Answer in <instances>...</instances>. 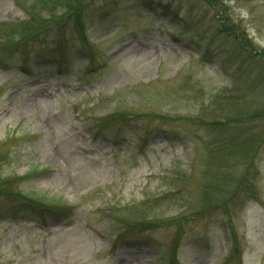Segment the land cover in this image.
Wrapping results in <instances>:
<instances>
[{
  "label": "rangeland",
  "instance_id": "1",
  "mask_svg": "<svg viewBox=\"0 0 264 264\" xmlns=\"http://www.w3.org/2000/svg\"><path fill=\"white\" fill-rule=\"evenodd\" d=\"M39 1L0 0V37ZM88 1L92 59L0 45V179L73 207L41 230L0 197V264H264V0Z\"/></svg>",
  "mask_w": 264,
  "mask_h": 264
},
{
  "label": "trees",
  "instance_id": "2",
  "mask_svg": "<svg viewBox=\"0 0 264 264\" xmlns=\"http://www.w3.org/2000/svg\"><path fill=\"white\" fill-rule=\"evenodd\" d=\"M201 1L208 2L212 6H219V2H221L220 0ZM216 1H218V3ZM34 4L37 5L26 7L29 13V20L10 27V31L6 33V35H2L4 37H0V45L6 49H18L19 47V49L26 50L27 53L22 52V54H18L22 64H26L27 61L34 59H49V56L50 58L55 57L60 62H66L67 59L65 55L76 50L79 51V49L83 50L80 48L81 45L85 47V53L87 54L85 56L92 59V54L90 52L91 41L87 36V32L84 30V22L82 21V13L89 4L88 0H45L44 2L40 0ZM59 7L64 8V10L62 11L63 13L57 15ZM43 11H48L49 14L47 18L42 15ZM64 19H72L73 24L76 25L79 31L77 37L75 34H67L65 29L59 27V23ZM220 20L221 30L229 35H233L241 42L243 41L244 47H252L250 40L246 38L247 36H243L235 29V24L237 23L232 21L233 24L228 18L224 17L220 18ZM238 25L241 24L238 23ZM66 29L70 30L68 26ZM77 38L80 39V42L77 41ZM260 55L264 56V52L261 51ZM0 60L2 66L6 67L5 60ZM126 120V125H128L130 121H128L127 118ZM103 122L104 119L102 120V123ZM98 125L97 129L99 130L103 125L101 123ZM9 153L10 152L3 153L0 151V168L9 156ZM43 172L48 171L44 170ZM27 178H30V176L26 178L23 176H14L0 179V197L4 198L6 200L5 202H9L10 214L14 220H17V217L24 218V220H30L33 225L39 227V229L47 230L49 228L48 220H53L55 218L69 220L71 218L73 207L66 209L57 205L55 206L53 202L50 201V197L47 194L32 193L21 189L20 185L27 180ZM146 199L147 203L152 202V199ZM116 221H119L121 227H124V230L128 232L136 227L138 222H141V220L130 217L118 218ZM149 224L151 225L153 222L151 221ZM142 226H146L145 223H143ZM140 230L143 229L139 228V231ZM125 235L126 232L123 235H117L116 239L118 242L124 240Z\"/></svg>",
  "mask_w": 264,
  "mask_h": 264
}]
</instances>
